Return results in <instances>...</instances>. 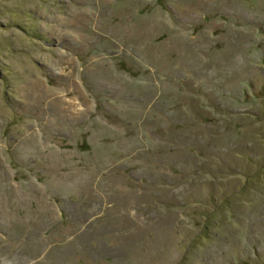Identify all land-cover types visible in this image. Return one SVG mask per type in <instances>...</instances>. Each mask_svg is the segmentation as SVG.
<instances>
[{
    "label": "rangeland",
    "instance_id": "374dc122",
    "mask_svg": "<svg viewBox=\"0 0 264 264\" xmlns=\"http://www.w3.org/2000/svg\"><path fill=\"white\" fill-rule=\"evenodd\" d=\"M0 264H264V0H0Z\"/></svg>",
    "mask_w": 264,
    "mask_h": 264
},
{
    "label": "crops",
    "instance_id": "0c3cea01",
    "mask_svg": "<svg viewBox=\"0 0 264 264\" xmlns=\"http://www.w3.org/2000/svg\"><path fill=\"white\" fill-rule=\"evenodd\" d=\"M154 138H156L155 136H153ZM159 156V155H158ZM155 157H157V156H149V158H155ZM119 158H120V166H122L123 167V165L121 164V162L123 161V160H127V161H129L130 159H135V160H138V159H140V160H142L143 159V156L142 155H139V154H137V153H134V152H128V155L126 156V158H124L123 156H119ZM155 161L157 162V161H159L157 158L155 159ZM117 162V161H116ZM167 162H168V166L171 168L172 166H171V162H172V164L174 163V164H176V161H175V158L173 157V154H168V158H167ZM158 163H160V164H166L165 162H158ZM170 164V165H169ZM135 165L136 164H134V165H128V166H126L125 168H124V172H125V175L127 176L128 175V173H131V174H134V176L135 177H132L131 175L130 176H128V178L126 179V180H122V182L124 183L125 181H130V182H132L133 180H134V182L133 183H135V184H139V186H136V185H134L133 183V185H132V187H129V188H131V189H133V192H134V190L135 191H137V195H139V196H143L142 197V199H144L145 201L147 200L148 202H150V204H151V202H153V204L154 203H156L155 205H158V203L160 202V199H159V197H157V195L159 194V191H158V186L161 184V185H174V181L173 180H171V179H169V177H160L159 178V173H158V171H156V178H153V177H151L150 179H148V178H146V177H143V176H138V174H137V172H135ZM156 166V165H155ZM190 170L188 169V168H186V169H184V171L182 172V170L180 169V168H173L172 170H171V172H170V174H172V176H174L175 178H177V179H179L180 181H181V183H182V186H185V184H187V189L189 190V193H187V189H186V191H185V195H186V197H188V198H186L187 199V202H189V197H191V187L190 186H194L196 183H193L192 185H191V183H189L188 181H187V177H188V175L190 174V177H192V172L190 171ZM154 182V185H155V196L153 195H146V191L147 190H151V191H153V193H154V186H150V189H147V187H148V185H147V183H149V182ZM114 182H115V185H118L117 183H116V180L114 179ZM116 191L118 192V193H121V192H125V191H122V187H117L116 188ZM130 192V191H129ZM128 192V193H129ZM175 192V191H174ZM121 194H124V193H121ZM132 194H134V193H132ZM185 198H183V199H181L180 200V198H176V197H170V201H171V199L173 200L174 199V203H173V205H178V204H180V203H183L184 202V200H185ZM130 200L131 201H135L134 203H132V204H127L126 205V211L124 212L123 211V213L121 214V216H123V214H124V217L126 216V214L128 215V217L130 218V217H141V215H142V213L144 214V215H146V216H148L147 215V211H146V208H145V203L146 202H139L138 200H135L133 197L132 198H130ZM149 204V205H150ZM152 204V205H153ZM151 205V206H152ZM128 209H129V212H128ZM133 209V210H132ZM132 211H135V212H132ZM146 216H145V218H146Z\"/></svg>",
    "mask_w": 264,
    "mask_h": 264
}]
</instances>
